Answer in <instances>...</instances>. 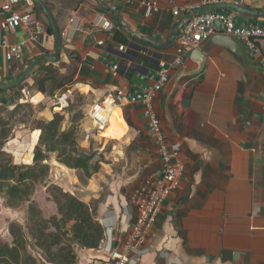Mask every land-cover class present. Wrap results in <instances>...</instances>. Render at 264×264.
<instances>
[{
    "label": "crops",
    "instance_id": "0c3cea01",
    "mask_svg": "<svg viewBox=\"0 0 264 264\" xmlns=\"http://www.w3.org/2000/svg\"><path fill=\"white\" fill-rule=\"evenodd\" d=\"M40 1L61 34L59 59L53 64H63L62 73L74 70L70 86L88 100V107H114L103 130L95 129L91 117L90 126L80 124L86 141L101 135L103 159L86 183L78 180L75 169L54 164L65 171V189L95 206V218L104 229L96 248L75 246L74 264H107L108 252L125 239L126 221L135 217L131 193L161 168L142 104L114 102L115 91L130 96L153 83L158 60L169 62L177 53L185 18L230 11L239 26L264 27V0L206 5L200 0H157L158 11L149 17L126 0ZM174 6L184 9L173 15ZM16 9L31 11L45 29L35 39L30 26L9 30L0 11V83L14 80L35 57L40 58L37 63H49L45 58L56 49L42 8L34 0H20ZM101 16L120 29L94 34ZM99 38H104L103 45L95 43ZM3 40H25L21 57L4 60ZM118 44L126 49L119 52ZM257 46L255 53L217 25L208 39L186 53L183 67L170 69L155 110L166 140L180 145L185 172L163 201L144 245L125 264H264V38ZM114 63L119 64L117 73L110 69ZM30 72L25 77L29 84ZM42 99L36 93L31 102Z\"/></svg>",
    "mask_w": 264,
    "mask_h": 264
},
{
    "label": "trees",
    "instance_id": "16d2710c",
    "mask_svg": "<svg viewBox=\"0 0 264 264\" xmlns=\"http://www.w3.org/2000/svg\"><path fill=\"white\" fill-rule=\"evenodd\" d=\"M47 28L51 33L48 23ZM73 74L72 68L68 74H63L57 64L37 63L29 75L32 83L24 78L8 89L0 88V92L14 93L30 88L36 93L49 95L54 88L70 82ZM4 95L0 96L1 100ZM17 98L20 96L10 94L3 101L11 102ZM63 120L64 116L59 112H54L50 118L39 119L28 141L30 154L23 159L26 163L33 162L19 164L13 163L3 149L7 132L0 117V194L6 207L17 208L26 202L28 205L25 225L11 222L8 226L11 242L0 241V264H74L75 246L96 248L103 237L104 229L95 218V206L84 203L73 194L50 185L56 213L48 218L42 216L31 200L35 184L48 174V165L42 163L46 152L55 153L57 162L75 169L81 183H86L99 169V162L93 161L95 152L81 148L75 126L62 128Z\"/></svg>",
    "mask_w": 264,
    "mask_h": 264
},
{
    "label": "built area",
    "instance_id": "2783aa9c",
    "mask_svg": "<svg viewBox=\"0 0 264 264\" xmlns=\"http://www.w3.org/2000/svg\"><path fill=\"white\" fill-rule=\"evenodd\" d=\"M126 1L130 4L137 3L138 6L142 7L144 17H149L151 14L157 12L159 8L157 0ZM169 1L173 2L174 0ZM213 1L215 0H200V4L206 5ZM19 2L20 0H3L0 3V11L4 13L5 26L9 30H14L21 25L30 26L33 29L31 38L35 39L38 34L44 31L45 26L31 11H18L16 7ZM183 9V7L178 8L174 6L171 12L173 15H178ZM217 21L221 22L224 34L237 37L248 49L255 53L259 52L257 41L260 38H264V27L239 26L235 22V14L230 11L200 12L185 18L177 37L179 44L177 53L169 62L162 59L158 60L156 78L152 84L130 96H125L122 89L115 91L114 102L126 101L130 104H142L143 113L147 118L149 136L160 157L161 168L159 174L148 175L131 193L129 202L135 210V217L133 220L126 221L125 239L120 242L118 248L111 249L108 252L107 264H125L132 253L140 251L150 229L156 223L163 201L179 187L183 179L185 164L180 158V145L178 143L170 144L166 140L155 110V99L168 81L170 69L184 66L186 53L198 48L202 41L208 39L214 33ZM94 27L92 28L94 34L101 29L106 31H110L113 27L117 30L120 29L119 25L112 26L105 16L99 17ZM104 41V38H99L95 40V43L103 45ZM25 43V40L13 44L8 43L6 40L1 41L2 47L5 49L4 60L11 61L20 58ZM116 49L122 52L126 47L124 44H118ZM141 53L146 54L145 51H141ZM260 62L264 66V59L261 58ZM129 67L130 65L127 63L126 68ZM110 69L113 73H117L119 64H112ZM144 76L142 74L140 78H144ZM114 102L111 101L109 105ZM91 109L90 117L95 129L102 130L107 124L108 106L106 104L95 103Z\"/></svg>",
    "mask_w": 264,
    "mask_h": 264
},
{
    "label": "rangeland",
    "instance_id": "374dc122",
    "mask_svg": "<svg viewBox=\"0 0 264 264\" xmlns=\"http://www.w3.org/2000/svg\"><path fill=\"white\" fill-rule=\"evenodd\" d=\"M57 66L61 69L63 64L59 63ZM70 70L71 68L63 74H68ZM70 77V82H67L62 87L54 88L51 94H42L43 99L38 103L31 102V97L36 92L30 88L28 90L23 89L21 92L16 90L14 93L0 92V96L5 94L3 97L4 100H7L10 94H13L14 97H16V95L20 96V98L6 103L1 100L0 97V117L2 118V122H4L2 125L3 129L7 132V138L3 144V149L13 163L31 164L33 162L26 163L23 161L24 156L30 154L28 150V141L31 131L35 129L39 119L50 118L54 112H59L64 116L62 128H68L71 125L75 126L79 146L87 151L95 152L93 161H100L103 159V155L99 153V137H101V135L97 132L98 138L90 137L89 140L86 141L85 133L81 131V123L85 126H90L91 124L89 118L91 106H87L88 100L83 95L76 90H72L70 85L73 77ZM15 105L17 106L15 107ZM57 107L59 109H57ZM92 132L95 133L94 130ZM54 161L57 162L55 153L46 152L45 159L42 163L48 165V174L43 181L35 184L31 194L32 202L38 206L42 212V216L45 218L51 216V208L55 205L51 200L50 185H55L63 191L68 192L65 189V183H63V173L65 171H63L64 169H62V171L56 170L55 168L57 166L54 167ZM27 206L26 202L17 208L6 207L4 198L0 194V241L11 242L12 238L8 232V226L11 222L25 225L27 219Z\"/></svg>",
    "mask_w": 264,
    "mask_h": 264
},
{
    "label": "water",
    "instance_id": "95a60500",
    "mask_svg": "<svg viewBox=\"0 0 264 264\" xmlns=\"http://www.w3.org/2000/svg\"><path fill=\"white\" fill-rule=\"evenodd\" d=\"M38 6H40L45 14V17L47 19V22L49 24L50 30L53 34L54 40H55V52L50 55L47 56L45 58L46 61H48L49 63H56L59 59V52H60V48H61V34L58 32L54 20L51 16V14L49 13V11L47 10V8L42 4V2L40 0H34ZM219 26L220 28H222V24L220 21L216 22V26ZM39 57H35L32 60H30L27 68L21 72L14 80L6 82V83H0V88L2 89H8L14 85H16L17 83H19L20 81H22L27 75L28 73L31 71V69L33 68V66L35 64H37V62L39 61Z\"/></svg>",
    "mask_w": 264,
    "mask_h": 264
},
{
    "label": "bare ground",
    "instance_id": "6f19581e",
    "mask_svg": "<svg viewBox=\"0 0 264 264\" xmlns=\"http://www.w3.org/2000/svg\"><path fill=\"white\" fill-rule=\"evenodd\" d=\"M114 107H112V108H110L109 107V113H108V115H107V118H109V116H110V114H111V111H112V109H113ZM91 111H92V109H90V112L89 113H91ZM103 130V129H102ZM53 164H57V162L56 161H54V163ZM58 166V165H57ZM60 167V166H59Z\"/></svg>",
    "mask_w": 264,
    "mask_h": 264
}]
</instances>
